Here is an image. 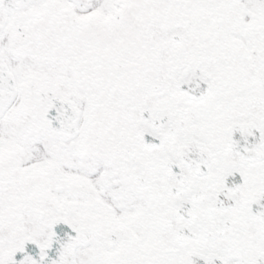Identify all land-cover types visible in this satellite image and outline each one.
Here are the masks:
<instances>
[{"label":"snow or ice","instance_id":"1","mask_svg":"<svg viewBox=\"0 0 264 264\" xmlns=\"http://www.w3.org/2000/svg\"><path fill=\"white\" fill-rule=\"evenodd\" d=\"M0 264H264V0H0Z\"/></svg>","mask_w":264,"mask_h":264}]
</instances>
